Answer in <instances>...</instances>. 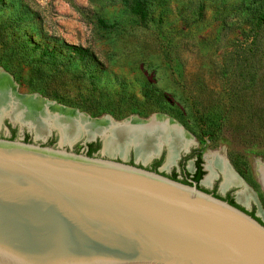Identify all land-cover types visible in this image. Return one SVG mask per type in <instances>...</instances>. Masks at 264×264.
<instances>
[{
	"label": "rangeland",
	"instance_id": "obj_1",
	"mask_svg": "<svg viewBox=\"0 0 264 264\" xmlns=\"http://www.w3.org/2000/svg\"><path fill=\"white\" fill-rule=\"evenodd\" d=\"M132 2L0 0V67L20 92L92 117L171 116L202 150L203 167L210 151L230 162L246 181L231 188H252L264 219L255 153L264 150V0H150L145 19ZM64 41L88 56L80 60ZM18 124L4 118L0 137L10 138L13 125L16 138L32 139ZM87 144L62 147L84 152Z\"/></svg>",
	"mask_w": 264,
	"mask_h": 264
},
{
	"label": "water",
	"instance_id": "obj_2",
	"mask_svg": "<svg viewBox=\"0 0 264 264\" xmlns=\"http://www.w3.org/2000/svg\"><path fill=\"white\" fill-rule=\"evenodd\" d=\"M8 74L21 102L37 95L57 112L77 109L20 92ZM54 130L58 146L0 137V264H264V219L249 203L105 154L107 132L83 138L102 141V154L88 155L62 147Z\"/></svg>",
	"mask_w": 264,
	"mask_h": 264
},
{
	"label": "bare ground",
	"instance_id": "obj_3",
	"mask_svg": "<svg viewBox=\"0 0 264 264\" xmlns=\"http://www.w3.org/2000/svg\"><path fill=\"white\" fill-rule=\"evenodd\" d=\"M5 74L2 82L4 87L0 90V126L2 116L5 115L12 122L21 123L33 130L38 138L47 137L49 132L58 126L61 129L60 143L70 146L85 137L91 139L107 132L104 153L128 159L127 149L131 146L136 153V161L141 160L143 163H148L152 155L159 151L161 144L167 143L169 147L165 164L167 168L175 164L181 149L185 151L195 144L178 121L162 113H155L149 119L148 117L142 119L131 117L121 124L114 122L109 116L93 120L86 113L76 109L63 108L62 112H57L56 108H48V101L37 95L27 96L25 104L14 91L13 87L15 88L16 85L12 82L11 76L8 73ZM208 155L205 165L208 173L203 180L204 184L210 185L217 178L218 172L223 176L221 183L223 190L242 183L228 161L219 152L210 151ZM258 159L260 161H257L256 170L259 182L264 189V162ZM252 196L251 190L247 187L237 193L238 200L242 203H248L253 198Z\"/></svg>",
	"mask_w": 264,
	"mask_h": 264
},
{
	"label": "flooded vegetation",
	"instance_id": "obj_4",
	"mask_svg": "<svg viewBox=\"0 0 264 264\" xmlns=\"http://www.w3.org/2000/svg\"><path fill=\"white\" fill-rule=\"evenodd\" d=\"M11 128H14V126L12 125ZM11 128H10V130H11ZM51 135H52V137L51 138L48 137L49 139L47 138V140L44 143L49 144V145H53L55 135L58 136V140H59V133L57 131H56L55 134H54V132H52ZM11 136H12V130H11ZM33 137H34V135H33ZM22 138L24 140H27V141H32L33 140V138L31 139V137H29V136H26V137L24 136ZM97 141L100 142V148L94 154L98 153L101 150V148H102V141L100 139H97L96 141H92V142H97ZM92 142H89V143H92ZM88 144H87V147L84 150V153H87V151H88ZM165 144H167V143H165ZM168 150H169V147L167 148L166 146H164L163 149L161 150V152L159 154H157L156 156H154L147 163V168H149L151 170H157V171L160 170V171H162L164 169L165 163H166L167 158H168V154H169ZM199 150H200L199 148H196L195 146H191L188 151H185V152L182 151L180 153V155L178 156V158L175 160V164L173 166H171L174 169V172H172L169 176L172 177V178H176V179H178L180 181L190 183V184L193 181H197L199 183V186L202 189H204V190H206L208 192H211V193H213L216 196L222 197L223 199H225L227 201H229L230 199H234V201L236 202L237 193H238L237 189H232L231 188L232 186L227 188L224 191L221 189V183L223 181L222 174H218V176H219V177L217 176L218 180H216V178H215L210 183L209 187H204L205 185L202 186L203 179L207 175V174L205 175V172L202 175L201 179H199V180L196 179L197 172L199 171V169H198V158H199V156L201 157V160H202V162L200 163V165L202 166V170L204 171V169H206L205 167H203L202 150H201V155H199ZM135 155L136 154L134 153V151L130 150L129 157H128V162L129 163H134ZM117 157H119V156H117ZM260 158H262L264 160L263 156L262 157L260 156ZM139 163L141 164L142 162H139ZM162 173H163V171H162ZM239 176L242 179L241 181L246 183V181L242 178V176L241 175H239ZM243 182L240 184V186H242V187L245 186L243 184ZM251 190H252L251 192L253 194V196H252L253 198H251V200L249 202H251V203H253L255 205L251 206V208H250V210H248V212H252L253 209L255 208V212H254V215H255L257 213V210H258L257 209L258 204L256 202L257 199H258V196H257V193L252 188H251ZM258 217L261 219L260 215Z\"/></svg>",
	"mask_w": 264,
	"mask_h": 264
},
{
	"label": "trees",
	"instance_id": "obj_5",
	"mask_svg": "<svg viewBox=\"0 0 264 264\" xmlns=\"http://www.w3.org/2000/svg\"><path fill=\"white\" fill-rule=\"evenodd\" d=\"M149 5H150V0H133V2L130 4V8L134 14L138 15L142 19H145L149 13ZM101 22L103 23V25H106L105 22H103V21H101ZM63 45L70 53L75 55L80 60H84L89 54V50L83 46L71 44V43H68L65 41L63 42ZM11 130H12V136L10 137V139H15L17 130L15 128H11ZM99 148H100V142L99 141L89 143L87 154L88 155H94V153ZM255 153L257 155H261L264 157V150H255ZM199 155H201V150H199ZM201 162H202V160H201V157L199 156V158H198V169H199V171L197 172V175H196L197 180L201 179L202 175L204 174V171L202 170V166L200 165ZM174 179H176V178H174ZM185 183H187V182H185ZM229 202L233 205H236V206L244 209L239 204H237L234 201V199H230ZM254 212H255V208L253 209L252 212H249V213L251 215L255 216ZM256 218L260 220L259 217H256Z\"/></svg>",
	"mask_w": 264,
	"mask_h": 264
}]
</instances>
